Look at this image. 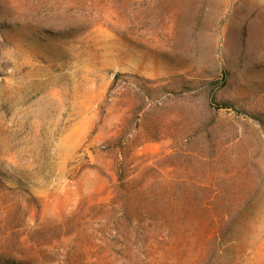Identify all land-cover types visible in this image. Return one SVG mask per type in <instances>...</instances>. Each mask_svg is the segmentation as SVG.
I'll return each instance as SVG.
<instances>
[{"label": "rangeland", "instance_id": "1", "mask_svg": "<svg viewBox=\"0 0 264 264\" xmlns=\"http://www.w3.org/2000/svg\"><path fill=\"white\" fill-rule=\"evenodd\" d=\"M0 264H264V0H0Z\"/></svg>", "mask_w": 264, "mask_h": 264}, {"label": "bare ground", "instance_id": "2", "mask_svg": "<svg viewBox=\"0 0 264 264\" xmlns=\"http://www.w3.org/2000/svg\"><path fill=\"white\" fill-rule=\"evenodd\" d=\"M260 7V6H259Z\"/></svg>", "mask_w": 264, "mask_h": 264}]
</instances>
